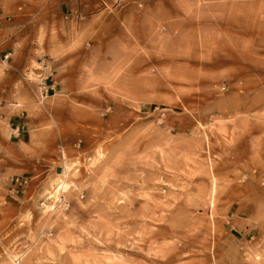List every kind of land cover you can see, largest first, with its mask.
Returning <instances> with one entry per match:
<instances>
[{
	"label": "rangeland",
	"instance_id": "374dc122",
	"mask_svg": "<svg viewBox=\"0 0 264 264\" xmlns=\"http://www.w3.org/2000/svg\"><path fill=\"white\" fill-rule=\"evenodd\" d=\"M0 264H264V0H0Z\"/></svg>",
	"mask_w": 264,
	"mask_h": 264
},
{
	"label": "bare ground",
	"instance_id": "6f19581e",
	"mask_svg": "<svg viewBox=\"0 0 264 264\" xmlns=\"http://www.w3.org/2000/svg\"><path fill=\"white\" fill-rule=\"evenodd\" d=\"M64 186H65V184L64 183H62L61 185H60V187L59 188H64Z\"/></svg>",
	"mask_w": 264,
	"mask_h": 264
},
{
	"label": "crops",
	"instance_id": "0c3cea01",
	"mask_svg": "<svg viewBox=\"0 0 264 264\" xmlns=\"http://www.w3.org/2000/svg\"><path fill=\"white\" fill-rule=\"evenodd\" d=\"M81 2V1H80Z\"/></svg>",
	"mask_w": 264,
	"mask_h": 264
}]
</instances>
